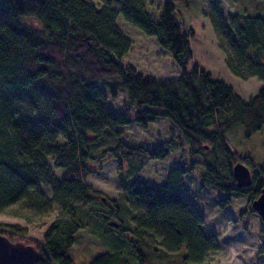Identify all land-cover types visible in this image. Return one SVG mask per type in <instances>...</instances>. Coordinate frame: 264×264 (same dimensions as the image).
Returning a JSON list of instances; mask_svg holds the SVG:
<instances>
[{"label": "trees", "instance_id": "1", "mask_svg": "<svg viewBox=\"0 0 264 264\" xmlns=\"http://www.w3.org/2000/svg\"><path fill=\"white\" fill-rule=\"evenodd\" d=\"M101 1L100 7L88 0H6L0 6V213L19 201L58 210L42 238L13 225L0 233L33 245L39 252L36 264H73L83 214L95 210L104 224L106 248L92 253L87 264H202L219 243L215 234L205 233L203 214L179 189L189 170L172 169L160 187L139 177L127 181L120 172L121 148L130 149L122 156L141 169L151 158H165L169 141L153 149L121 142L98 158L90 145L100 142L106 130L120 136L118 126L133 119L146 127L167 117L182 131L191 155L201 158L191 163L205 167L201 185L233 196L248 194V208L257 212L252 201L264 188V159L247 162L254 168L252 182L238 187L233 165L244 157L230 146L227 132L241 126L250 138L264 125V14L210 13L230 72L263 81L245 98L199 64L187 69L192 31L175 17L173 2ZM120 13L170 52L181 69L178 77L143 74L122 62L132 40L117 23ZM27 17H35L39 26ZM115 76L119 79H108ZM121 87L130 105L117 110L108 104L105 90L117 96ZM107 156L117 159L124 181L121 196L111 204L86 182L95 171L91 162ZM49 159L62 169L59 176ZM92 202L103 206L83 209ZM172 254L179 255L171 259Z\"/></svg>", "mask_w": 264, "mask_h": 264}, {"label": "rangeland", "instance_id": "2", "mask_svg": "<svg viewBox=\"0 0 264 264\" xmlns=\"http://www.w3.org/2000/svg\"><path fill=\"white\" fill-rule=\"evenodd\" d=\"M6 0H0V6ZM100 7L101 0H88ZM171 1L175 6L174 15L179 20L185 31H192L190 48L193 58L188 62L190 70L196 64L210 71L213 76L224 80L231 85L243 97L254 95L262 86L263 81L258 77L240 78L234 75L226 66V56L219 46V42L213 28L210 13L216 9L232 16L235 13L241 15L264 14L260 0H160ZM117 8L118 5L115 4ZM157 11V9H156ZM27 22L39 26L35 17H27ZM120 28L132 40V47L123 57L122 62H130L143 74H152L159 78H175L180 75L181 69L173 59L170 52L164 49L155 36L145 34L140 28L126 21L120 13L117 17ZM116 80L119 77H109ZM108 104L114 109L121 110L125 105H130L126 89L121 87L117 96H112L109 90H105ZM132 105V112H135ZM120 136L112 130H106L101 141L90 145L92 154L98 158L103 150L113 148L124 142L132 147H146L153 149L158 143L169 141L170 153L165 158H151L141 169H135L122 152L129 148H121L118 154L121 158L125 180L130 181L136 177L156 187L167 182L169 173L174 168L183 167L189 171L184 175V185L180 191L197 205L204 216V231L207 234H215L219 243V249L208 254L202 264H264V232L261 231L264 221L257 212L248 208L249 195L233 196L216 187L202 186L201 178L205 173V167L194 160L201 158L191 155L190 145L178 126L167 117H157L143 126L133 119L129 124L120 125ZM230 146L241 154L251 172L252 168L247 162L258 164L264 159V125L250 138H245L243 128L237 127L227 132ZM210 146L206 145V149ZM54 172L59 176L62 169L54 166V161L49 159ZM134 162V161H133ZM238 162V161H237ZM91 167L95 170L86 180L101 193L97 196L111 204L113 198L120 197L123 192L124 181L120 178L118 161L115 157L107 156L102 162L92 161ZM50 197L51 192L45 189ZM227 196H231V202L222 204ZM98 202V201H96ZM92 202L83 209H98L103 205ZM100 202V201H99ZM15 213V215H14ZM96 213L91 211L83 214L84 226L77 232L79 242L72 249L73 264H87L90 255L106 248L101 238L104 224ZM58 214L56 208L37 209L32 204L19 201L0 213V228L8 225L19 226L30 237L42 238L46 228L55 220ZM179 254H172L175 259Z\"/></svg>", "mask_w": 264, "mask_h": 264}, {"label": "water", "instance_id": "3", "mask_svg": "<svg viewBox=\"0 0 264 264\" xmlns=\"http://www.w3.org/2000/svg\"><path fill=\"white\" fill-rule=\"evenodd\" d=\"M233 176L238 187L248 186L252 182L250 168L240 161L233 165ZM252 206L264 219V188L252 201ZM38 259L39 252L33 245L12 241L0 233V264H36Z\"/></svg>", "mask_w": 264, "mask_h": 264}]
</instances>
